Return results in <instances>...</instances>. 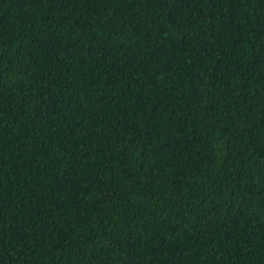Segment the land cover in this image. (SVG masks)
I'll use <instances>...</instances> for the list:
<instances>
[{"label": "trees", "instance_id": "16d2710c", "mask_svg": "<svg viewBox=\"0 0 264 264\" xmlns=\"http://www.w3.org/2000/svg\"><path fill=\"white\" fill-rule=\"evenodd\" d=\"M0 264H264V0H0Z\"/></svg>", "mask_w": 264, "mask_h": 264}]
</instances>
